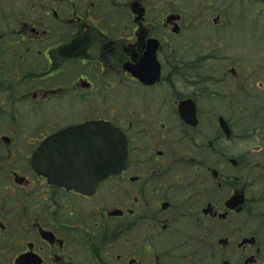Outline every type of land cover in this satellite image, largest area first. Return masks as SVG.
Instances as JSON below:
<instances>
[{
  "label": "flooded vegetation",
  "instance_id": "flooded-vegetation-1",
  "mask_svg": "<svg viewBox=\"0 0 264 264\" xmlns=\"http://www.w3.org/2000/svg\"><path fill=\"white\" fill-rule=\"evenodd\" d=\"M220 1L0 0V264H264V38ZM105 122L119 175L50 183Z\"/></svg>",
  "mask_w": 264,
  "mask_h": 264
},
{
  "label": "water",
  "instance_id": "water-1",
  "mask_svg": "<svg viewBox=\"0 0 264 264\" xmlns=\"http://www.w3.org/2000/svg\"><path fill=\"white\" fill-rule=\"evenodd\" d=\"M258 1V0H257ZM264 1V0H261ZM95 125V126H94ZM90 125L91 145L88 143L86 149L72 148L61 158L64 175L68 176L61 182L58 174L53 173L51 179L54 183H64L82 192L91 191L110 175L119 174L128 159V148L125 136L121 131L110 123L100 125ZM78 127H72L60 135L75 133ZM87 136V138H89ZM70 139V144L76 140L74 136ZM93 149L92 151L89 149ZM88 150V151H87ZM69 154V155H68ZM40 152L33 158L35 170L43 173L44 165L39 158Z\"/></svg>",
  "mask_w": 264,
  "mask_h": 264
},
{
  "label": "rangeland",
  "instance_id": "rangeland-1",
  "mask_svg": "<svg viewBox=\"0 0 264 264\" xmlns=\"http://www.w3.org/2000/svg\"><path fill=\"white\" fill-rule=\"evenodd\" d=\"M222 11H226L227 16L234 19L231 23L235 24L232 36L237 38H264V4H250L247 0H221ZM257 4V5H256ZM225 24L217 28H210L203 32L192 33L185 39L184 43H194L197 48L206 46L207 42L220 40L225 31L221 30ZM188 41V42H187ZM264 43V39L262 41ZM204 44V45H203Z\"/></svg>",
  "mask_w": 264,
  "mask_h": 264
}]
</instances>
